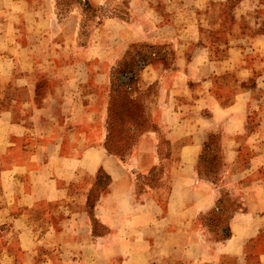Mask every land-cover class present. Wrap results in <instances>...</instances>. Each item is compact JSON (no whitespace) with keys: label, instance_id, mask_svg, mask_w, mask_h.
Instances as JSON below:
<instances>
[{"label":"rangeland","instance_id":"1","mask_svg":"<svg viewBox=\"0 0 264 264\" xmlns=\"http://www.w3.org/2000/svg\"><path fill=\"white\" fill-rule=\"evenodd\" d=\"M90 2L94 6L106 3L99 15L116 9V13H125L126 19L87 21L75 6L59 19L54 0H23L26 12L11 16L17 20L11 33L28 46L23 52L36 61V97L42 101L49 89L54 93L69 89L71 96H81L80 104L95 100L88 107L97 119L86 127L90 130L87 145L100 144L123 168L121 176L128 184L134 209L141 210L144 203L156 198L167 207L180 171L195 178L198 185L210 183L220 196L219 210L214 207L200 217L211 240L223 239L230 234V215L243 207L239 184L247 179L264 182V0ZM142 45L160 51L141 74L139 84L140 89L151 92L153 125L148 126L150 131L139 134L126 152H116L105 145L110 72L129 49ZM208 87L217 103L229 110L226 121L229 117L234 120L226 124V138L221 129L205 135V142L215 140L220 159L213 160L212 154L201 160L203 146L188 170L180 165L182 148L189 144L184 134L192 131L194 116L212 114L210 108L201 112L195 108V96ZM230 144L236 152L231 168L223 164L225 146L230 148ZM152 173L158 176L154 182L150 180ZM82 177L83 181L67 189L86 198L84 210L93 236L109 234L110 223L104 222L97 210L100 199L112 191V173L101 164L95 173L85 172ZM59 187L48 188L43 194L59 196L65 189ZM42 205L44 210L56 208L55 203L46 201ZM248 250L255 258L264 253V228Z\"/></svg>","mask_w":264,"mask_h":264},{"label":"crops","instance_id":"2","mask_svg":"<svg viewBox=\"0 0 264 264\" xmlns=\"http://www.w3.org/2000/svg\"><path fill=\"white\" fill-rule=\"evenodd\" d=\"M26 10L23 0H0V264H264V253L255 258L248 250L264 228L262 180L239 184L243 207L230 215V234L219 241L210 239L200 216L219 210L220 196L210 183L198 185L183 171L173 182L167 207L156 198L141 210L132 208L123 168L100 144L87 145L86 127L97 119L88 107L95 100L80 104L79 93V98L71 96L69 89H49L42 101L36 97V61L11 33L17 22L11 16ZM206 90L195 96V108H210L212 114L194 116L192 131L184 134L189 144L182 148L180 165L188 170L203 150L206 133L221 129L226 138L234 120L226 121L229 110L217 103L210 87ZM223 158L231 168L234 145L225 146ZM101 164L113 181L97 211L112 229L93 236L86 198L70 194L67 186L83 181L85 172L95 173ZM60 185L65 188L61 195L43 194ZM44 201L56 208L44 210Z\"/></svg>","mask_w":264,"mask_h":264},{"label":"trees","instance_id":"3","mask_svg":"<svg viewBox=\"0 0 264 264\" xmlns=\"http://www.w3.org/2000/svg\"><path fill=\"white\" fill-rule=\"evenodd\" d=\"M57 17L65 18L75 6L81 10L82 19L90 21L98 18L117 17L126 19V14L115 12L102 13L106 3L94 6L90 0H54ZM85 15V16H84ZM81 33V31H80ZM154 49L150 52L146 48ZM160 54L153 46H134L129 49L124 56V60L118 62L111 71V96L106 118V141L105 145L116 152H126L132 146L135 139L142 132H146L148 126L153 125L150 111L152 101L149 90L140 89V76L143 68L152 62V58ZM142 133V134H143ZM215 140L205 143L204 152L200 155L202 160L212 155L213 160L220 159L219 148L216 147ZM107 179L110 176L106 174ZM157 174L152 173L150 180L156 181Z\"/></svg>","mask_w":264,"mask_h":264}]
</instances>
